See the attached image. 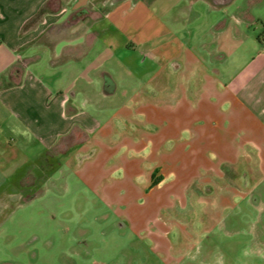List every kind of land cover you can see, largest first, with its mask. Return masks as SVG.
<instances>
[{
	"label": "crops",
	"instance_id": "crops-1",
	"mask_svg": "<svg viewBox=\"0 0 264 264\" xmlns=\"http://www.w3.org/2000/svg\"><path fill=\"white\" fill-rule=\"evenodd\" d=\"M118 121L149 131L111 142ZM253 155L264 172V0H0V202L63 156L109 184L120 156L115 177L159 200L192 189L220 222Z\"/></svg>",
	"mask_w": 264,
	"mask_h": 264
},
{
	"label": "rangeland",
	"instance_id": "rangeland-1",
	"mask_svg": "<svg viewBox=\"0 0 264 264\" xmlns=\"http://www.w3.org/2000/svg\"><path fill=\"white\" fill-rule=\"evenodd\" d=\"M106 33L97 39H113ZM131 61L129 69L140 74L132 81L147 83L152 66L139 65L138 55ZM110 127L111 142L132 136L134 128L148 130L124 121ZM124 146L123 153H134ZM119 157L104 166L109 184L85 179L80 166L63 156L59 171H45L0 202V264H264V172L257 170V156L246 166L250 192L244 199L237 193L231 209L219 211L220 222L213 206L196 200L192 189L187 197L176 196L179 189H157L164 192L159 200L131 179L115 177L112 164Z\"/></svg>",
	"mask_w": 264,
	"mask_h": 264
}]
</instances>
